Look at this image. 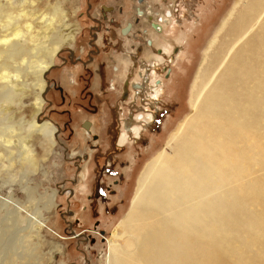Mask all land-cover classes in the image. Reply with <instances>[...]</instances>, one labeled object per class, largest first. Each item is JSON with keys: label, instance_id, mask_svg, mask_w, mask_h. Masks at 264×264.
Wrapping results in <instances>:
<instances>
[{"label": "rangeland", "instance_id": "rangeland-1", "mask_svg": "<svg viewBox=\"0 0 264 264\" xmlns=\"http://www.w3.org/2000/svg\"><path fill=\"white\" fill-rule=\"evenodd\" d=\"M234 1L156 0L157 13L169 6L172 15L165 31L172 49L154 66L142 57L138 32L128 38L135 0H0V264H105L106 239L127 213L145 164L190 112L203 51ZM58 3L60 18L50 13ZM54 30L68 37L51 56ZM13 42L25 50L2 51ZM128 47L131 65L147 74L133 100L130 88H109ZM154 70L158 99L147 103ZM122 97H129L124 117L146 104H155L157 117L140 139L117 148ZM43 124L50 140L37 130ZM110 158L112 171L101 172Z\"/></svg>", "mask_w": 264, "mask_h": 264}, {"label": "bare ground", "instance_id": "bare-ground-1", "mask_svg": "<svg viewBox=\"0 0 264 264\" xmlns=\"http://www.w3.org/2000/svg\"><path fill=\"white\" fill-rule=\"evenodd\" d=\"M155 1L135 0L126 19L128 38L133 42L138 32L142 57L154 66L172 49L165 35L169 6L157 13ZM50 13L60 18L61 3ZM48 36L57 43L48 51L53 56L68 34L54 30ZM127 49L109 88L122 91L126 82L133 100L147 74L131 65L134 48ZM24 50L13 42L2 51ZM51 64L45 61L41 71ZM152 74L144 87L147 103L158 99L159 81ZM134 83H141L138 94ZM128 98L118 102L120 146L142 137L150 119L145 105L124 117ZM189 104L190 112L140 172L127 213L106 239L105 264H264V0H235L222 17L203 51ZM88 125L94 129L97 123ZM46 127L37 130L50 140Z\"/></svg>", "mask_w": 264, "mask_h": 264}, {"label": "flooded vegetation", "instance_id": "flooded-vegetation-1", "mask_svg": "<svg viewBox=\"0 0 264 264\" xmlns=\"http://www.w3.org/2000/svg\"><path fill=\"white\" fill-rule=\"evenodd\" d=\"M141 86V83L140 84H138V83H134V84H132V88H134L135 89V91L137 92L138 91V88ZM127 87V83L125 82L124 83V85H123V89H125ZM137 94H138V92H137ZM132 96V95H131ZM122 98H127V97H122ZM121 98V99H122ZM124 99V100H125ZM123 100V101H124ZM155 101H157V99H153V101H151V103H156ZM127 103H128V101H127ZM150 103V102H149ZM146 107H147V112H148V114H149V116H150V119L148 120V122H147V124H146V122H145V127L146 128H148L151 124H152V122L156 119V117H157V113L156 112H154L155 111V104L154 105H150V104H146ZM157 111V110H156ZM156 115V116H155ZM133 116V115H132ZM132 116H130V118L132 117ZM145 129V128H144ZM147 130V129H146ZM119 135V134H118ZM141 137H138V138H135L136 140H138V139H140ZM113 144H114V147H117V148H121L122 146H124V145H118L117 144V134H116V136H115V138H114V140H113ZM115 162H114V159L113 158H110V159H108V160H104L103 162H102V165H103V167H104V169H101L100 171L102 172H104L105 170H107L108 172H111L112 171V166H113V164H114ZM95 189H96V185H94V189H93V191H95Z\"/></svg>", "mask_w": 264, "mask_h": 264}, {"label": "water", "instance_id": "water-1", "mask_svg": "<svg viewBox=\"0 0 264 264\" xmlns=\"http://www.w3.org/2000/svg\"><path fill=\"white\" fill-rule=\"evenodd\" d=\"M78 234H75V236H77Z\"/></svg>", "mask_w": 264, "mask_h": 264}]
</instances>
